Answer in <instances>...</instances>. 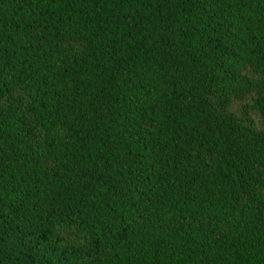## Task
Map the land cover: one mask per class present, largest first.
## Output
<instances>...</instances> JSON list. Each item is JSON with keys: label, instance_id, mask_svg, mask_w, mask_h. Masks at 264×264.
<instances>
[{"label": "trees", "instance_id": "16d2710c", "mask_svg": "<svg viewBox=\"0 0 264 264\" xmlns=\"http://www.w3.org/2000/svg\"><path fill=\"white\" fill-rule=\"evenodd\" d=\"M0 264H264V0H0Z\"/></svg>", "mask_w": 264, "mask_h": 264}, {"label": "rangeland", "instance_id": "374dc122", "mask_svg": "<svg viewBox=\"0 0 264 264\" xmlns=\"http://www.w3.org/2000/svg\"><path fill=\"white\" fill-rule=\"evenodd\" d=\"M252 97H249L247 101H250ZM241 109V102H235L233 105V111L235 112H239V110ZM249 115L253 118L254 122H255V126L257 128H261L262 127V118L260 116V114L252 109H249Z\"/></svg>", "mask_w": 264, "mask_h": 264}]
</instances>
